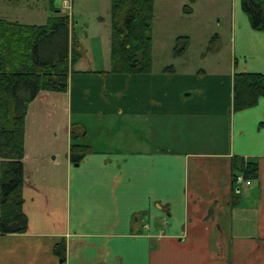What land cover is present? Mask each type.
Returning a JSON list of instances; mask_svg holds the SVG:
<instances>
[{
    "label": "crops",
    "instance_id": "1",
    "mask_svg": "<svg viewBox=\"0 0 264 264\" xmlns=\"http://www.w3.org/2000/svg\"><path fill=\"white\" fill-rule=\"evenodd\" d=\"M187 2L154 1L172 51L180 37L186 48L162 62L160 52L154 55L152 23L151 70L131 75L110 72L111 29L104 50L89 48L82 41L87 33L75 30L71 13L63 15L80 57L64 92L40 90L28 103L22 159L28 224L23 233L0 234V264H264V96L240 111L232 100L235 73L264 74V31L251 27L241 0H194L184 12ZM31 3L6 1L0 18L43 25L62 15ZM41 15L45 22H34ZM173 16L195 18L188 28ZM224 30L230 69H191L184 54L192 40L216 35L222 42ZM195 122L213 132L208 144L186 136ZM122 123L128 149L104 144ZM223 126L228 139L218 147ZM72 142L90 147L78 164L69 158ZM234 155L258 166L257 178L240 184L235 205ZM61 241L64 259L54 252Z\"/></svg>",
    "mask_w": 264,
    "mask_h": 264
},
{
    "label": "trees",
    "instance_id": "2",
    "mask_svg": "<svg viewBox=\"0 0 264 264\" xmlns=\"http://www.w3.org/2000/svg\"><path fill=\"white\" fill-rule=\"evenodd\" d=\"M155 0H111L110 72L148 73L152 66V15ZM192 3L194 0H187ZM253 29L264 31V0H241ZM189 12V4L184 5ZM186 38V37H184ZM218 39L215 35L211 43ZM219 40V39H218ZM187 46L181 37L174 52ZM79 43L69 36V17L54 16L43 25H23L0 18V234L23 233L28 224L22 210L24 179V116L28 103L40 90L64 92L70 66L80 57ZM216 50V48L214 49ZM264 96V74L233 75V110L256 105ZM72 139L73 132L71 134ZM90 147L72 142L70 161L78 164ZM233 205L238 201L236 177L257 178V163L241 156L231 158ZM54 252L64 259L63 241Z\"/></svg>",
    "mask_w": 264,
    "mask_h": 264
},
{
    "label": "rangeland",
    "instance_id": "3",
    "mask_svg": "<svg viewBox=\"0 0 264 264\" xmlns=\"http://www.w3.org/2000/svg\"><path fill=\"white\" fill-rule=\"evenodd\" d=\"M6 1H15L19 3H26L27 1L31 2L33 1L35 5H37L40 10L46 11V13H52L55 11H60L62 15H68L69 13L72 14L73 21L77 23L76 31L80 34L87 33V36L84 37L82 40L84 43V46L91 47L92 45H98L96 48H102L104 50V32H108L111 29V0H66V4L70 6V9H67L64 5L65 0H0V8L3 3H6ZM189 6L192 7V3L187 2ZM199 6H204L203 3L199 4ZM198 6V12L200 15H203L202 9ZM52 7V8H51ZM53 9L54 11L52 12ZM157 11V9H156ZM153 19L152 23L156 26L157 32H155V35H153L154 38V44H155V56H158L156 52H160L161 55H163V58H165L162 62H173L172 58V45L173 41H171L169 38L170 36L168 34L163 33V29L159 28L161 27L160 24V17L156 19L154 17L155 11H154V3H153ZM41 14H44L41 12ZM70 16V15H69ZM25 17V16H24ZM71 18V16H70ZM195 18V16H194ZM194 18L191 16H183L182 20H177L175 16H173L170 21H175L177 24L179 22L184 21L185 25L189 28L191 25H193ZM44 15H41L38 19H36L34 22L37 24H43L45 21ZM84 26L86 32L81 31V27ZM170 29V28H169ZM168 28L164 29L165 32L169 30ZM195 31V29H192ZM219 32H222L223 29L217 28ZM221 30V31H220ZM88 31V32H87ZM223 41L220 42L218 39H215L213 43L210 42H204L197 39H193L189 48L187 49L186 53L184 54L185 62L188 63L189 67L191 69H198L203 68L206 70V72H211L214 69L220 70V71H227L230 69V52H229V38H228V31H223ZM94 36H99L96 40L93 38ZM103 42V43H101ZM96 43V44H95ZM175 45V43H174ZM109 45H107V48ZM161 48V51H160ZM216 48V50H214ZM163 53V54H162ZM183 59V58H182ZM180 61V60H176ZM182 62V61H181ZM188 67V68H189ZM197 122L195 124L191 125V128H187L186 136L192 138L193 140L199 139L197 141V144H208L209 138L212 140L213 132L210 130H207L205 127H198ZM118 130L116 132L112 133V137L110 139L104 138V144L109 143V145H112L111 147H120L124 150L128 149L129 145V139H128V125L127 124H121L120 126L116 127ZM201 129V130H200ZM218 140H217V146L218 147H225V140L226 136H228L227 129L223 128L217 133ZM101 137H105L104 133L101 134ZM110 147V148H111ZM107 148V147H106Z\"/></svg>",
    "mask_w": 264,
    "mask_h": 264
},
{
    "label": "built area",
    "instance_id": "4",
    "mask_svg": "<svg viewBox=\"0 0 264 264\" xmlns=\"http://www.w3.org/2000/svg\"><path fill=\"white\" fill-rule=\"evenodd\" d=\"M248 182L249 181H244V179H243V177H242V175H238L237 177H236V185L237 186H239L240 184H248Z\"/></svg>",
    "mask_w": 264,
    "mask_h": 264
}]
</instances>
